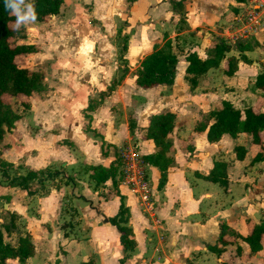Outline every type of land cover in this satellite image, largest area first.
<instances>
[{"label": "crops", "instance_id": "1", "mask_svg": "<svg viewBox=\"0 0 264 264\" xmlns=\"http://www.w3.org/2000/svg\"><path fill=\"white\" fill-rule=\"evenodd\" d=\"M114 2L63 0L60 9L67 5L64 17L71 30L61 44L70 48L56 49L50 55L52 63L59 66L51 84V102L34 116L36 127L21 115L1 138L5 137L6 146L1 148L0 158L19 165L13 174H22L28 167H50L60 168L63 175H57L58 181L45 180L42 189L29 193L7 183L10 169L9 177L0 172V224L5 222L6 216L1 215L4 210L16 215L14 229L1 227L3 239L16 244L17 234H27L33 246L24 262L9 257L0 264H118L122 256L119 231L103 217L114 215L120 200L127 207V225L135 239L128 255L131 264H264V233L256 251H251L241 237H233V233L246 235L254 223L264 219V129L259 133L261 142L256 143L244 131L234 136L224 132L208 140L206 127L212 117L203 129L196 127L202 114L218 107L223 99L237 108L250 105L264 112V92L253 84L256 73L264 68V0H184L185 25L176 33H186L190 38L194 33L195 42L189 41L181 54L177 51L180 43H172L178 53L173 82L146 88L134 84L132 70L160 39L162 29L173 31L170 22L174 21L170 19L169 0H133V11L144 13L146 19L133 31V48L129 43L125 55L129 63L133 58V68L127 65L129 70L121 83L89 112L90 127L97 133L94 135L83 130L82 111L91 91L103 87L114 74V47L108 37L111 31L105 33L103 18L116 12ZM90 3L92 9L87 10ZM76 10L81 23L74 17ZM217 26L222 28L218 37L231 44L230 49L191 88L183 76V56L191 50L201 56L217 36L213 34ZM88 29L95 35L81 33ZM246 35L258 43L244 51L251 61L238 59L233 73L226 74V56L238 55L233 43ZM45 108L57 113L47 115L42 110ZM162 110L174 113L167 133L171 145L165 152L171 162L160 187L158 168L146 164L153 198L152 211L148 212L117 180L118 194H109V178L95 185L86 166L118 164L117 148L125 143H136L142 156L155 152L146 129L150 115ZM128 115L133 117L132 130L128 129ZM234 145L243 146L241 157H236ZM257 152L262 157L253 160ZM216 161L220 162L218 170L225 172V187L203 177ZM220 222L226 227L223 244L218 241Z\"/></svg>", "mask_w": 264, "mask_h": 264}, {"label": "trees", "instance_id": "2", "mask_svg": "<svg viewBox=\"0 0 264 264\" xmlns=\"http://www.w3.org/2000/svg\"><path fill=\"white\" fill-rule=\"evenodd\" d=\"M183 1L184 0H169L171 5L170 19L174 21L177 28H181L185 25ZM28 2L34 4L37 15L36 20L41 21L51 14H57L63 0H28ZM128 2H132V0H129ZM13 20H16V17L12 15L9 10L5 9L4 0H0V139L5 131H9L13 121L20 117V112L6 103L2 96L27 97L46 88L42 70L39 68H28L27 66L18 64L15 60L16 56L28 53L34 49L30 43L15 42L16 29L9 25V22ZM91 20L95 22L94 18H91ZM115 35L119 38V41L116 44V56L119 59H123V66L120 68V74L117 77H112L104 90H99L97 92V98L89 96L87 104L82 111L85 119H83L82 128L94 135L97 133L90 127L89 112L101 103L103 98L106 97L114 89L115 85L123 79L129 69L126 65V59L124 56L126 51L125 36L124 34L120 36V27H116ZM257 44V41L252 36L237 38L233 45L238 55L230 54L226 56L227 67L225 73H233L236 69L238 59L250 62L251 60L245 56L244 51L253 49ZM230 45L231 44L221 37L216 36L207 44L205 56L200 57L194 50L188 51L183 56L186 61L183 76L191 88L196 85L198 77L203 72L210 67L218 65L220 59L224 57L225 52L230 49ZM176 62L177 53L173 49L172 41L168 34L163 32L160 41L152 44L150 51L141 57L136 67L132 70L134 84L142 88L151 87L157 84H171L175 74ZM253 84L264 92V68H261L256 73ZM21 105L25 108L28 107L27 102H22ZM210 117H212V121L206 127V137L208 140H215L224 132L234 136L237 132L244 131L249 134L250 141L256 143L261 142L259 133L264 129L263 111L256 110L250 105L237 108L230 101L223 99L218 107L202 114L196 127L203 129L207 119ZM173 118L174 113L169 110H162L151 114L149 117V125L146 129V135L147 137L152 138L156 150L153 153L144 155L143 158L147 163L155 165L158 168V187L163 184L167 165L171 162V158L166 156L165 152L171 145V140L167 136V133L171 130ZM129 120L128 129L132 130L133 118ZM61 142L64 143L65 140ZM4 146H6V144L0 146V152L1 148ZM100 146L102 151V141H100ZM234 150L236 157H241L243 155V146L234 145ZM261 157L262 153L257 152L254 155L253 160L260 159ZM219 164V161L214 162L212 169L203 177L218 182L221 186L225 187V172L218 170ZM18 166L19 165H12L11 162H7L0 158V172L4 176L9 177L8 169L16 170ZM86 168L89 170L88 175L94 181L95 185L101 184L105 179L109 178L112 180V187L111 190H109V194H118L115 183V172L117 168V163L115 161L110 162L108 166L89 164ZM57 175H63L60 168L28 167L22 174H11L7 183L24 188L27 192L31 193L37 189H42L45 186V180L48 182L52 180L58 181V178H56ZM67 178L69 179V176H67L66 179ZM4 212L5 213H2L1 215L6 216V218H4L5 222L0 224V262L5 261V259L9 257H17L19 261L24 262L33 252L32 243L27 234H17L16 244L3 239L1 227H3L5 231H8L14 229L16 225V215L8 210H4ZM127 218L128 210L122 203V200H120L117 212L107 218V220L115 225L119 231L118 239L121 246L122 256L118 259V264H131L128 261V255L135 246V239L133 238L131 228L127 225ZM225 228L226 227L222 222H220L218 241L222 244L225 242L222 237ZM263 233L264 219L259 223H254L246 235L241 236L237 233H233V237H241V239L248 244L251 251H256L261 246L260 238ZM209 247L217 249L214 245ZM82 264H88V262H83Z\"/></svg>", "mask_w": 264, "mask_h": 264}, {"label": "rangeland", "instance_id": "3", "mask_svg": "<svg viewBox=\"0 0 264 264\" xmlns=\"http://www.w3.org/2000/svg\"><path fill=\"white\" fill-rule=\"evenodd\" d=\"M128 1L129 0H115V2L113 3L114 4L113 8H114V10H116V12L110 13L109 17H105V16L103 17V18H105V24H106L105 26L107 29V31H106V29H104L105 33L111 31V36H108V37H111V43L114 47V52H113L114 56L113 57H114L115 62L113 63L114 74L112 75V77H117L120 74V68L123 66V59H119L116 56V49H117L116 44L119 41V38L115 35L116 27H120V36H122L123 34L125 36V41H126V51L124 54V56H125L127 54L126 52H127V48L129 47V43H130V46L133 48V46H132V44H133V31L135 30V28H137V25H139V23H141L142 20L143 21L146 20L144 13H142V12L136 13L135 9L133 11V0H132V2H128ZM127 4H128V7H127ZM65 7H67V5L63 4L61 9H59V12L57 14H55L54 17H51V16L48 17L47 16L39 23L35 24L33 22V23H28L26 25H22L19 28V30H17L15 28L16 20L9 22V25L16 29L15 42L16 43L23 42V43H28V44L30 43V44H32L33 49H34L33 51H30L28 53L16 56L15 60L18 62V64L27 66L28 68H32V69L33 68H39L40 70H42L43 74H44V81H45L46 88L42 91L35 92V93H33L27 97L26 96L11 97L9 95H3L2 98L12 108H14L15 110H18V112H20V116L22 115L25 118H29L30 119L29 124L32 127H36L35 121H34V116H36L38 114L40 115V111H41L40 108L45 106V105H49L51 102V100H50V98H52L51 97V95H52V85L51 84L55 78V74H57V70L59 69L58 68L59 66L56 64V62L52 63V57L50 55L56 49H61V50L64 49L65 50V48H70V45H68V44L67 45L65 43L61 44V42H65L63 38L65 37V35L67 36L69 30H71L68 28L67 18L64 17ZM90 8H91V3H90V7L87 8V10H89ZM74 17L77 19V21H79V23H81L80 22V14L78 13L77 10L75 11ZM95 22H97V20H95ZM98 25H100V24H98ZM170 25L174 27L173 31H172V28L165 29V31H163V29L162 30L159 29V30L162 31V32L160 31L161 34H163V32H166L168 34L169 31H170V33H172V36H170V35H168V36H169V38L173 44L176 43V40H177V43H180L181 47L178 46L177 51L179 54H181L183 52V48L185 46H187L190 42L191 43L195 42L193 39V36L195 34L194 33L191 34V38H190V36H187L186 33L178 34L176 32H178V30L180 28H177V25L173 24L172 22H170ZM144 27L142 26L143 31L146 32L147 28H144ZM175 28H177V29H175ZM214 30L215 31L213 32V34L218 36V34L222 31V28L217 26L216 28H214ZM173 32L175 33L174 35H173ZM81 33L82 34L89 33L91 37L95 35V32L92 29H88L86 31H81ZM197 36H200V35H197ZM246 36H248V35H246ZM246 36H242V38L246 37ZM239 38H241V37H239ZM160 39H161V37H160ZM160 39L158 41H160ZM181 39H183V40H181ZM57 42L59 43V45H57ZM75 46H77L78 48L82 47V45H75ZM174 46H173V49L175 50L176 46L175 47ZM97 47H98V45H95L94 49H96ZM130 51H131V49H130ZM200 51H202V50L200 49ZM131 52H133V49ZM205 54H206V48L200 57L205 56ZM125 59H126V65L133 68V58H130L132 61L130 63L127 62L126 56H125ZM109 81H110V79L108 80V82L103 87L96 89V90L93 89V91H91L89 96H94L95 98H97L98 97L97 92L99 90H104L105 86L109 83ZM120 83H121V81L118 84H120ZM115 87H116V85H115ZM22 102H27L28 107L27 108L22 107V105H21ZM42 110L44 112H46L47 115L57 113V112H53V111H51L52 112L51 113L49 108L48 109L45 108ZM132 118L133 117L131 115H128V117H127L128 122L130 121L129 119H132ZM5 141H6L5 137L2 140L0 139V146ZM16 171H17V168H16ZM9 172H12V174H13L14 169H11ZM2 180L3 179L0 178V181H2ZM0 208H1V205H0Z\"/></svg>", "mask_w": 264, "mask_h": 264}, {"label": "built area", "instance_id": "4", "mask_svg": "<svg viewBox=\"0 0 264 264\" xmlns=\"http://www.w3.org/2000/svg\"><path fill=\"white\" fill-rule=\"evenodd\" d=\"M116 159L118 162L115 172L116 180L127 186L144 208L151 212L153 198L145 171L147 162L138 152L136 143H125L118 147Z\"/></svg>", "mask_w": 264, "mask_h": 264}, {"label": "clouds", "instance_id": "5", "mask_svg": "<svg viewBox=\"0 0 264 264\" xmlns=\"http://www.w3.org/2000/svg\"><path fill=\"white\" fill-rule=\"evenodd\" d=\"M5 9L16 17L15 28L35 22L37 15L34 4L28 0H4Z\"/></svg>", "mask_w": 264, "mask_h": 264}, {"label": "water", "instance_id": "6", "mask_svg": "<svg viewBox=\"0 0 264 264\" xmlns=\"http://www.w3.org/2000/svg\"><path fill=\"white\" fill-rule=\"evenodd\" d=\"M4 206H5V204H4ZM103 220L105 221V220H107V218L103 217ZM15 230L18 231L17 228H15Z\"/></svg>", "mask_w": 264, "mask_h": 264}]
</instances>
